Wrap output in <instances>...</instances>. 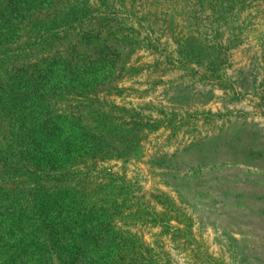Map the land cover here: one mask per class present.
<instances>
[{
  "label": "rangeland",
  "instance_id": "374dc122",
  "mask_svg": "<svg viewBox=\"0 0 264 264\" xmlns=\"http://www.w3.org/2000/svg\"><path fill=\"white\" fill-rule=\"evenodd\" d=\"M62 187L95 226L0 264H264V0H0V188Z\"/></svg>",
  "mask_w": 264,
  "mask_h": 264
},
{
  "label": "trees",
  "instance_id": "16d2710c",
  "mask_svg": "<svg viewBox=\"0 0 264 264\" xmlns=\"http://www.w3.org/2000/svg\"><path fill=\"white\" fill-rule=\"evenodd\" d=\"M28 131V144L35 146L36 141H39L43 148L51 149L52 153H59L61 147L67 152V138L63 137L55 123L40 119ZM75 201L76 196L70 188L62 187L57 192L46 191L45 195L33 196L31 199L23 191L0 188V257L7 263H26L27 257L33 256V248L26 246L32 239L45 238L54 233L56 238L52 244L47 246L45 242H38L34 247H41L38 248L39 252H58L57 241L63 233L73 241L88 226L94 227L93 220L85 219L90 211L82 208L83 212H80ZM80 216L84 217L83 222L76 224L73 219ZM81 229L84 230L79 232ZM42 259L43 254L39 253L37 261Z\"/></svg>",
  "mask_w": 264,
  "mask_h": 264
}]
</instances>
